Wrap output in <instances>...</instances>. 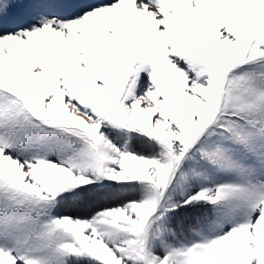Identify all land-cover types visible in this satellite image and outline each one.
Here are the masks:
<instances>
[{"label":"snow or ice","instance_id":"snow-or-ice-1","mask_svg":"<svg viewBox=\"0 0 264 264\" xmlns=\"http://www.w3.org/2000/svg\"><path fill=\"white\" fill-rule=\"evenodd\" d=\"M0 264H264V0H0Z\"/></svg>","mask_w":264,"mask_h":264}]
</instances>
